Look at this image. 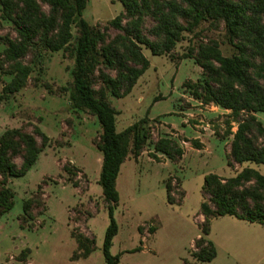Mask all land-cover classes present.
<instances>
[{"label":"rangeland","instance_id":"374dc122","mask_svg":"<svg viewBox=\"0 0 264 264\" xmlns=\"http://www.w3.org/2000/svg\"><path fill=\"white\" fill-rule=\"evenodd\" d=\"M38 1L43 5V0ZM122 10L119 0H88L82 17L92 25H103ZM71 31L75 36L74 26ZM110 32L116 33L114 29ZM9 34L16 36L11 25L0 18V36ZM227 38L223 23L206 21L194 32H184L170 54L154 55L142 48L148 68L126 96L108 95L118 112L117 131L146 117L144 126L151 140L172 138L184 149V156L171 161L147 143L139 161L131 153L126 157L116 181L119 200L114 218L119 230L110 248L111 254H120L118 264H185L186 260L190 264H264V224L231 215L217 217L211 223L207 237L216 247L212 261L193 262L189 253L191 237L200 233L192 217L202 202L204 176L216 173L227 178L245 167L264 175V164L227 165L232 139L228 131L234 132L237 122L229 109L197 104L184 87L186 82L201 77V68L191 58L182 57L189 47L213 40L224 55H229L235 49ZM4 47L0 39V134L6 128L33 122L51 143L25 175L7 182L14 196L10 211L0 217V264H105L101 247L109 217L98 183L102 153L93 142L100 125L95 116L70 107L73 58L67 50L43 51L26 85L6 95L1 93L2 86L14 75L6 72ZM255 116L264 126V112ZM193 139L202 143L201 149L193 147ZM153 152L157 157L151 156ZM65 165L77 169L71 171V178L63 170ZM70 179L77 181V188ZM168 179L172 186L184 190L182 204L166 202ZM43 180L46 210L29 224L31 228L22 226V202ZM88 212L95 214L85 220ZM156 216L166 229L143 239L139 229L149 232V227L158 221ZM73 229L94 237L95 249L87 261L70 260L76 249L70 236ZM136 246L143 248L131 252ZM27 248L26 260H20L21 252Z\"/></svg>","mask_w":264,"mask_h":264},{"label":"trees","instance_id":"16d2710c","mask_svg":"<svg viewBox=\"0 0 264 264\" xmlns=\"http://www.w3.org/2000/svg\"><path fill=\"white\" fill-rule=\"evenodd\" d=\"M87 1L43 0L42 5L38 0H0V18L16 34L0 36L5 44L2 56L8 65L6 72L14 75L2 86L1 93L12 94L24 87L43 51H69L73 58L70 107L95 116L100 125L93 142L102 153L98 183L109 217L101 251L105 264H118L120 254H111L110 248L119 230L114 210L119 200L116 180L121 165L129 153L137 158L147 143L171 161L180 159L184 149L172 138L151 140L144 126L146 117L117 131L118 112L108 95L126 96L148 68L142 48L154 55L170 54L184 32H194L202 22H221L235 50L224 55L213 40L189 47L182 57L191 58L201 68V77L186 82L184 87L201 105L229 109L237 122L236 130L228 131L232 134L226 154L228 166L264 164V126L255 116L264 112V0H119L122 12L103 25H92L82 17ZM72 26L76 28L75 36ZM110 29L116 33L112 35ZM50 143L33 122L6 128L0 134V217L13 204L14 193L7 186L9 178L25 175ZM192 144L202 148L197 139ZM151 156L157 157L154 152ZM73 169L77 170L72 165L63 166L68 178ZM71 181L76 187L77 181ZM43 185L45 180L23 200L22 226L31 228L29 224L44 214ZM165 189L168 204H182L183 189L172 186L169 179ZM201 193L200 236L194 239L189 252L193 262H209L216 256V247L207 237L213 219L231 215L264 224V175L252 167L227 178L206 174ZM94 214L88 212L85 220ZM154 230L155 226L149 227L150 233ZM70 236L76 243L70 260L86 258L94 251L93 236L74 229ZM140 249L136 246L130 251ZM28 253L29 249H24L20 260H26ZM185 264L190 262L186 260Z\"/></svg>","mask_w":264,"mask_h":264},{"label":"crops","instance_id":"0c3cea01","mask_svg":"<svg viewBox=\"0 0 264 264\" xmlns=\"http://www.w3.org/2000/svg\"><path fill=\"white\" fill-rule=\"evenodd\" d=\"M194 101H196V103L197 104H199L200 105V102L199 101H197V100H194ZM192 105H194V104H192ZM182 130H180V132H181ZM197 149V148H196ZM183 156H184V154H183ZM141 159V155H139L138 156V161ZM127 160V159H126ZM125 160V161H126ZM125 161H124V163H125ZM135 164H138L136 161H133ZM123 163V164H124ZM123 164L121 165V168H120V172H119V175H120V173H121V170H122V167H123ZM118 175V176H119ZM116 181H118V177H117V180ZM75 188H77V187H75ZM116 188H117V183H116ZM118 191V190H117ZM158 216H156V218H157ZM221 217V216H220ZM193 220H194V222L195 223H197V224H199L202 220H203V216L201 215V214H199V213H195V214H193ZM216 219V218H215ZM157 220H158V218H157ZM241 223V222H240ZM239 222H237V225H242V224H240ZM158 224V225H157ZM170 225V224H169ZM163 229H166L165 228V223H163V222H161V221H157L156 222V224H155V230L152 232V233H150V232H147V230L144 228L143 229V231L142 232H140L141 233V235H142V238L143 239H145L146 237H153V236H155L159 231H161V230H163ZM193 236V235H192ZM200 236V233H196L195 234V236H193V237H191V242L192 241H194V239L195 238H197V237H199ZM192 244V243H191ZM192 246V245H191ZM76 247V246H75ZM141 247V246H140ZM142 248L143 247H141V249L139 250V251H141L142 250ZM75 249V248H74ZM131 250V249H130ZM92 254V253H91ZM91 254L88 256V257H86V258H84V259H78V260H71V261H75V262H78V263H80L81 261H87L88 259H89V257L91 256ZM83 263V262H82Z\"/></svg>","mask_w":264,"mask_h":264}]
</instances>
